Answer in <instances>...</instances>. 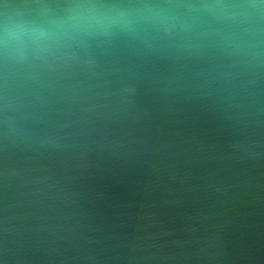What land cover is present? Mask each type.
Returning <instances> with one entry per match:
<instances>
[{
  "label": "water",
  "instance_id": "95a60500",
  "mask_svg": "<svg viewBox=\"0 0 264 264\" xmlns=\"http://www.w3.org/2000/svg\"><path fill=\"white\" fill-rule=\"evenodd\" d=\"M0 264H264V0H0Z\"/></svg>",
  "mask_w": 264,
  "mask_h": 264
}]
</instances>
